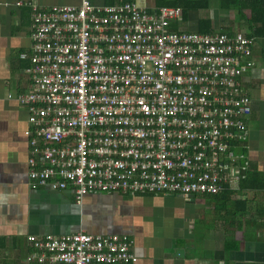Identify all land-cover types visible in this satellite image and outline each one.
<instances>
[{
  "label": "built area",
  "instance_id": "2783aa9c",
  "mask_svg": "<svg viewBox=\"0 0 264 264\" xmlns=\"http://www.w3.org/2000/svg\"><path fill=\"white\" fill-rule=\"evenodd\" d=\"M22 3H16L21 6ZM30 8L27 112L31 189L215 196L238 191L251 100L240 78L255 39L171 31L182 9L134 2ZM25 264H134L121 235L26 237Z\"/></svg>",
  "mask_w": 264,
  "mask_h": 264
},
{
  "label": "crops",
  "instance_id": "0c3cea01",
  "mask_svg": "<svg viewBox=\"0 0 264 264\" xmlns=\"http://www.w3.org/2000/svg\"><path fill=\"white\" fill-rule=\"evenodd\" d=\"M95 6L134 2L147 10L171 6L174 0H90ZM207 7L184 12L171 31L249 34L235 11ZM22 5L17 7L16 3ZM81 0H0V264H25L26 237H60L79 231L88 235H121L132 241L134 264H264V192L238 191L242 205L212 196L128 195L91 192L80 204L72 191L31 189L27 179L29 147L24 136L27 110L17 96L29 91L20 53L30 50V8L77 6ZM233 18V21H230ZM229 19V21H228ZM238 20V21H237ZM227 21V22H226ZM253 66L240 78L251 100L247 130L232 152L241 173L264 176V45L255 40ZM212 202V203H211ZM203 203L205 207L203 208Z\"/></svg>",
  "mask_w": 264,
  "mask_h": 264
},
{
  "label": "trees",
  "instance_id": "16d2710c",
  "mask_svg": "<svg viewBox=\"0 0 264 264\" xmlns=\"http://www.w3.org/2000/svg\"><path fill=\"white\" fill-rule=\"evenodd\" d=\"M171 6L180 7L182 12H187L193 9H200L202 6L207 7L206 2L201 0H174ZM219 8L225 11H235L237 17L244 20L249 27V38L261 40L264 45V0H219ZM199 33H211L208 29L201 30ZM249 190L252 192H264V176L245 172L243 178L239 182L238 191ZM238 191L226 190L221 194L212 196L216 199L224 200L227 203H238L242 205L238 210L231 211L232 217L238 213H246L247 201H237L236 195ZM264 215V208L262 210Z\"/></svg>",
  "mask_w": 264,
  "mask_h": 264
},
{
  "label": "rangeland",
  "instance_id": "374dc122",
  "mask_svg": "<svg viewBox=\"0 0 264 264\" xmlns=\"http://www.w3.org/2000/svg\"><path fill=\"white\" fill-rule=\"evenodd\" d=\"M208 1H210L211 3H214V1H215V3L217 2L216 0H208ZM228 21H229V19H228ZM230 21H233V18H230ZM238 21V20H237ZM227 22V21H226ZM212 203V202H211ZM205 207V203H203V208Z\"/></svg>",
  "mask_w": 264,
  "mask_h": 264
}]
</instances>
